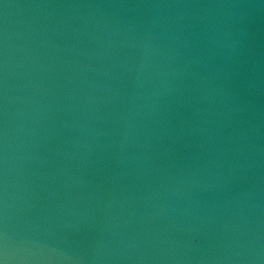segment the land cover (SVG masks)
Masks as SVG:
<instances>
[{"label":"water","instance_id":"water-1","mask_svg":"<svg viewBox=\"0 0 264 264\" xmlns=\"http://www.w3.org/2000/svg\"><path fill=\"white\" fill-rule=\"evenodd\" d=\"M0 247L264 264V0H0Z\"/></svg>","mask_w":264,"mask_h":264}]
</instances>
